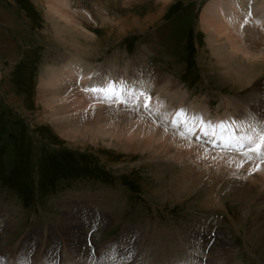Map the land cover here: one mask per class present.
Listing matches in <instances>:
<instances>
[{"label":"rangeland","instance_id":"obj_1","mask_svg":"<svg viewBox=\"0 0 264 264\" xmlns=\"http://www.w3.org/2000/svg\"><path fill=\"white\" fill-rule=\"evenodd\" d=\"M210 1L68 0L64 9L74 17L80 29L88 33L87 37L76 35L75 31L63 35L56 33L54 23L58 21L63 27L64 21L56 20L57 15L50 17L48 0H0V251H16L26 234L31 238L51 237L52 241L61 238L54 227L63 213L77 214L81 208L82 213L83 207L87 206L89 210L84 211L96 217L93 225L86 227L84 243L89 252H94L90 253L94 254V257L91 255L93 260L98 259L97 255L104 252L106 246L110 248L105 256L111 252L117 256L123 254L118 264H133V260L138 264L139 258V263L145 264L141 255L147 256L145 253L151 250L148 248V252L142 253L146 248L145 230L148 227L161 229L167 224L168 228L175 227L172 233H176V238L162 242L164 246L159 257L165 258L155 264H264V236L252 232L255 225L263 224L264 200L252 196L247 203H242L226 190L217 194L222 184L252 178L256 170L251 171L250 159L244 161L247 172H231L211 165L207 155V162L196 164V158L184 162L185 158L178 159L174 152L139 146L137 142L133 143L136 141L133 133L120 136L127 141V136L132 134L129 146L124 147L108 137L68 138L57 132L50 120L53 116L64 118L88 112L90 107L93 108L91 102L83 101L81 106L74 108V102L57 98L53 108L58 112L47 118L45 115L53 110H45L39 99L40 77L45 69L75 48H81L85 51L83 61L98 69H110L113 77H130L132 80L130 75L134 74L133 77L142 80L146 88L151 86L149 83H155L152 97H157L160 102L156 103H163L167 110H174L181 103L189 112L203 115L204 121L200 124L207 121L209 127L200 129V125L193 123L199 131L195 135L201 133L203 138L199 136L202 139L199 141L193 136L190 141L194 146L227 156L249 150L244 146L239 152L214 148L216 141L209 144V136L222 139L221 135L225 134L219 137L216 132L218 128H229L225 122L235 126L237 131L256 125L255 130L260 132L264 127V117L261 116L263 121H257L255 111L248 106L254 107L260 99L264 109V55H261L264 39L247 26L242 31L246 42H255L254 47L249 44L247 51L258 55L256 59L252 58L256 66L251 82L240 85L229 79L221 80L216 58L208 45V34H212L219 44L218 38L226 33L219 35L218 29H207L201 20ZM224 42L229 45L228 40ZM237 54L242 53L238 51ZM244 57L247 60L248 55ZM140 65L150 69L151 73L156 71L163 80L171 79L186 99L179 97L176 103L168 99L170 97H166L160 88L161 79L150 75L148 80ZM131 84L126 95L133 91L136 98H132V102L121 96V99L104 101V105H110L107 111L124 114L128 113L129 107L135 111L148 110L150 100L137 101L145 94L140 95L139 89L132 88ZM167 113L164 121L169 122L164 123L172 129L181 128V123L176 118L168 119ZM249 113L254 114L252 119ZM176 122L178 127L171 126H177ZM215 122L214 127L211 123ZM116 124L111 120L115 134L118 133ZM213 127L216 132L210 130ZM161 129L165 130L162 126ZM204 130H207L206 134H203ZM171 134L189 140L178 131ZM256 145L259 146L257 141ZM258 151L264 152V146H259ZM248 153L252 155V152ZM254 161L258 164L257 156ZM185 163L197 171L192 179L203 177L181 191L176 179L182 175L183 167L186 169ZM214 175L220 178V183L211 193L210 186L216 182L207 183ZM41 242L39 247H43ZM154 243V246L158 245L152 248L161 244ZM47 260L53 263L49 258ZM149 262L152 264L155 260L149 259ZM73 263L71 260L69 264Z\"/></svg>","mask_w":264,"mask_h":264},{"label":"bare ground","instance_id":"obj_2","mask_svg":"<svg viewBox=\"0 0 264 264\" xmlns=\"http://www.w3.org/2000/svg\"><path fill=\"white\" fill-rule=\"evenodd\" d=\"M47 4L50 13H52V15L50 14V17L57 15L58 17H56V20L60 19L61 21L62 20L64 21V22L62 21L63 27H61V24L60 22L58 23V21L54 23V26L57 31L56 33L63 35L68 31L69 32L75 31L74 33L76 35L78 34L80 36L88 35V33H86V31H84L83 29L81 30L79 24L75 20H73L74 17L72 18L71 14H68L67 13L68 11L64 9V7L68 6V0H48ZM201 20L202 23L205 24L206 28L209 27L211 29V27H214L218 29L219 35H224L226 33V36H223L221 38L217 37L219 39L218 41H220L219 44L216 43L217 39L212 34H208V38H209L208 45H211L210 46L211 51L216 58V64H218L220 70L219 77L221 78V80L226 81L229 79V81L230 80L236 81V83H239L240 85L248 83V81L251 82V79L255 77L254 68L256 66V62L252 58L255 57L256 59L257 58L256 56L258 55L254 53H249V51H247L246 48L249 47V44L251 47H254L255 42H253L252 40H251L252 44L251 42L248 43L249 41L246 42V40H244L245 39L244 36H242V31L247 26L248 30L250 31L254 30V32L256 31L255 33H257L260 36V39L262 40L264 39V0H211L209 4L204 8L201 15ZM74 39L75 38H73L72 40ZM222 39H224L225 41L228 40L229 45L226 42H224V40ZM258 47H259L258 44L255 45V48L258 49ZM238 51H241L242 54L241 55L237 54ZM84 53L85 51L82 50L81 48L80 49L75 48L74 51L69 53L66 57L63 56L64 58L62 59L60 58L58 62L56 61V64L52 66H48L45 69L42 76L40 77V84L42 85V87H40L38 91L39 99L44 105L45 110L46 109L53 110L51 113L48 112V114L45 115L47 118L48 116L54 115L56 112H58L55 108H53V105L57 100V98H59L60 101L61 99L64 98L63 99L64 102H69L68 100H70V102H74L73 104H76L74 108L81 106L82 105L81 102L83 103V101L84 102L90 101L91 102L90 104L93 107V108L90 107L91 110H89L88 112H82L77 115L65 116L64 118L61 117L56 118L53 116V118L50 121L57 132L61 133V135L68 138L81 137L85 139L87 137H90L96 139L99 137L102 138L108 137V139L115 141L116 144L123 145V147L125 145L129 146L128 142L130 141L132 134L130 136H127L128 140L127 138L125 139L127 141L121 139L120 136L122 134L125 135L127 132L133 133L132 137H135L136 139V141H134L133 143L137 142L139 146H141L142 144V146H146V147L148 146L150 148H154L153 150L156 151L161 149L162 151H165L167 153L174 152L175 157L179 156L178 159L184 157L185 158L184 162L186 160L189 161V160H193V158H196L194 161L196 164L200 162H207L208 160H205V155H207L209 157L208 159H210L209 162L212 163L211 165H214L215 167H219L220 169L223 168L224 170L231 172L232 171L233 172L240 171L242 173L247 172V170H245L247 164L245 166L244 161L250 159L248 160V163H250L251 171L256 170L255 172L252 173L253 175L251 176L252 178L240 179L239 182L237 183L235 182L233 184H229V183L222 184L224 182L221 181L222 182L221 189L217 191V194L219 196L224 192V190H226L227 193H230L231 195H233V197L236 200H239L242 203L244 202L247 203V201H249L252 196H257L256 198L264 200V152L258 151L259 146L261 145L264 146V127L260 132H258L259 131L258 129H257L258 131L255 130L256 125L253 124L254 125L253 128H245V129L240 128V130L237 131V128L235 126H233L234 127L233 128L231 126V123L230 125H228L229 123L227 124V122L221 121L223 123L225 122L224 123L225 126H228L229 128L232 127L233 129L229 130V128H224L221 130L218 128L217 129L218 131L216 132L214 129V127L216 126V122L211 123V125H214V127L213 129L210 130L215 131L218 136L220 134H225V135H221L222 139L220 138L215 139V137L213 138V136H209L210 137L209 144L213 143L214 140L216 141L214 146L217 147L214 148H220L223 149V151L239 152L241 150L240 147L244 146L249 150H242L240 151L241 153L237 156H231V155L227 156V155H223L224 153L213 154L209 152L210 153L209 154L208 151L205 150V148L194 146L190 141V139L193 136L195 138L197 136L199 141H202L203 139L201 137L202 134L201 133L197 134L199 131L198 132L196 131L197 127H194V124L195 125L197 124L198 126L200 125L199 126L201 127L200 129L202 128L205 129L209 127L207 126V121L200 124V121L202 120L204 121L203 115H196L195 113L197 112L195 113L189 112L187 107L181 103L179 105H176L174 110H167L166 108L167 106L165 107L163 103L162 105L156 103V102H160L158 101L157 97H152L154 94V88H156L154 87L155 83L150 84L148 81L149 85L151 86L149 87L147 86L148 88H146L143 85V82L141 83L142 80L135 79L133 77L134 74L130 75L132 76L131 77L132 80L130 79V77H124L125 80L121 76L113 77L110 69L108 71L103 70L102 67H99L100 69H98L93 67L90 63L83 61L82 56H84L83 55ZM244 55H248L247 60L245 59L246 57H244ZM261 55L263 56L264 52ZM139 68H141V72H143V75L146 74L145 78L148 79V76L152 75L158 80L161 79L160 88L163 89L166 97H170L168 99H171V101L176 103V101H179L180 98L182 100L186 99L184 98V96H182V93L178 91V89L176 88V84L171 79L166 77V79L163 80V77L160 74L158 75L156 71H153V73H151L150 69H146L141 65ZM133 69H135V67ZM122 80H124L123 81L124 83L122 82ZM150 82L152 83V81ZM76 83L79 86H75L77 85ZM112 84H118V86L116 87L115 85ZM130 84L132 88L136 87V89H139L140 95L145 94V96H140L141 98L138 97L137 101L141 102V101L150 100L149 103L150 107L148 108V110L141 109L142 108L141 107L140 109L144 110L141 112V110L135 111L134 108L129 107L128 113H124V114L116 113L115 110L114 113H111V111H107L106 108H110V105L109 104H108L109 106L107 104L104 105L103 104L104 101L106 102L111 98L117 100L119 96H121V98L123 97V100L125 99L124 97L126 98L128 97V101L132 102V100L136 98L133 97L132 95L133 91H130L131 95L129 96L126 95L127 92L129 91ZM81 90L84 91V93H82ZM84 99H86L87 101H85ZM258 101L259 102H256L258 104L254 105V107H251L250 105L248 106L255 111L254 114L256 118L258 117L257 121L259 120L263 121L261 119V116L264 117V109H262L261 100L258 99ZM141 103L139 104L141 105ZM86 105L88 106V104ZM180 105H182V107ZM250 108L249 110L251 111ZM244 109L246 110V108ZM59 113H61V111ZM166 113L169 114L168 119L176 118V121H178V123H181L182 125L181 128H177V129L175 128V129L176 131L180 132V134L184 135V137L188 136L187 138L189 140L183 137H182L183 139L179 138L178 136L175 137L171 134L176 131H174L175 129H172V127L171 128L168 127V124L166 125V123H164L167 122L164 121ZM249 115L250 118L253 116L250 113ZM131 118L133 120H131ZM111 120H113V122L115 121L118 123V125L116 124V126L118 127L117 134H115L112 130V126H111L112 124L110 125ZM161 126L165 128V130L162 129L160 130ZM171 126L178 127L179 124L177 126L175 124H172ZM195 132H197L196 135ZM203 132H202L203 134H206L207 130H204ZM256 141L259 144V146L256 145ZM220 145H222L223 147ZM248 152H252V155H250ZM256 156L259 160L258 164L257 162L254 163L256 161V160L254 161ZM213 162L215 163L213 164ZM185 164L187 165L186 169L183 167L184 170L181 173L182 175H180L179 179L178 178L176 179L178 180V184H176L178 185V190L181 191H184L185 189H189L191 185L197 183L196 182L197 179L202 180L203 177L200 175V176H196L197 178L192 179L191 177L193 175H197L196 174L197 171H195L191 166H189L188 163ZM202 173L203 172H201V174ZM175 178L176 176L174 177V179ZM213 180H215L216 183L215 185L210 186L211 188L209 189V192L211 191V193L215 192L217 188L216 186H218V183H220V178L214 175L211 179H209V182L207 184H209L210 182L213 183ZM228 186L231 187L227 189ZM83 208L89 210L87 206ZM81 209L77 210V212L79 211V213L77 214H73L72 212H68L67 214L63 213L62 217L63 216L64 217L63 218L61 217L57 221V223L55 224L56 226L54 225L55 226L54 228H56L59 231L61 238L52 241L51 237H47L46 239H42L41 236L31 238L29 234H26L20 239L16 251L14 252L9 250L0 251V264H69L71 260L74 261L73 264H80V263L81 264H118L121 261V258H123L122 256L123 254L117 256L115 255V253L111 252L108 253L110 255L105 256V253L107 254V252H109L107 250H109L110 248V247L106 248L105 245L104 246L106 249L105 248L103 249L104 252L100 251L99 254L97 255L98 259L93 260L94 254L93 255L91 254L93 257L90 255V253L93 251L89 252V247H87V245L84 243L86 236L85 233L86 227H89V225L91 227L93 225L92 223L96 221V217L91 216V213L89 211L87 212L84 211V209L81 213ZM101 213H105V212H101ZM171 227L168 228L166 224V225H162L161 229H159L158 227L157 228L148 227L145 230L146 232L144 231L145 235L143 236L145 239L144 244H146L145 245L146 248L145 250L142 249L143 250L142 253H144V251L148 252L146 250L148 248H151V250L148 253H145L147 256L141 255V257L143 256L144 260H146L145 264L151 263L149 262V259L155 260V262H152V264L153 263L155 264L158 263L159 259L165 258V256L163 258L159 257V254H161L160 250L164 246L162 242L163 241L166 242L167 240L172 241L171 238L174 237L176 238V233L173 234L174 233L173 230L175 229V227L173 226ZM124 231H126V229ZM253 231L255 235L264 236V217H263V224L255 225V229H253L252 232ZM62 234L64 236H62ZM171 234H173L174 236L173 235L170 236ZM140 236L141 235H139V237ZM40 241H42L41 243L43 244V247H39ZM155 241L156 242L158 241L161 244L157 248H152L158 245L157 243L155 246L153 245ZM169 244L170 243H168V245ZM171 244L175 246V244L173 243ZM126 245L128 246L129 242L126 243ZM173 250L175 249L173 248ZM117 257L120 259L117 260ZM47 258L53 261V263L48 262ZM139 260L140 258L136 260L138 261V264H144L142 262L139 263ZM134 263L135 262L133 260V264Z\"/></svg>","mask_w":264,"mask_h":264}]
</instances>
